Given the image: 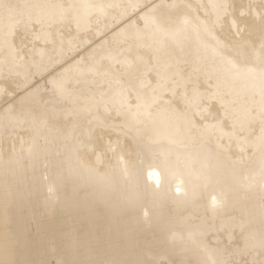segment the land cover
Masks as SVG:
<instances>
[{
  "label": "bare ground",
  "instance_id": "obj_1",
  "mask_svg": "<svg viewBox=\"0 0 264 264\" xmlns=\"http://www.w3.org/2000/svg\"><path fill=\"white\" fill-rule=\"evenodd\" d=\"M0 264H264V0H0Z\"/></svg>",
  "mask_w": 264,
  "mask_h": 264
},
{
  "label": "snow or ice",
  "instance_id": "obj_2",
  "mask_svg": "<svg viewBox=\"0 0 264 264\" xmlns=\"http://www.w3.org/2000/svg\"><path fill=\"white\" fill-rule=\"evenodd\" d=\"M235 66V65H234ZM248 71H254L253 69H248Z\"/></svg>",
  "mask_w": 264,
  "mask_h": 264
}]
</instances>
